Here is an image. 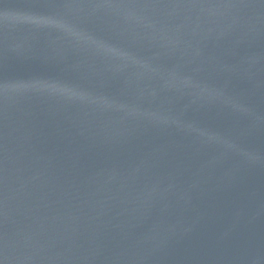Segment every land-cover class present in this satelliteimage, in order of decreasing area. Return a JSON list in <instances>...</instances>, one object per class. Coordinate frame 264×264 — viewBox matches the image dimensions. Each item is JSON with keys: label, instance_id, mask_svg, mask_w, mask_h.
<instances>
[{"label": "water", "instance_id": "1", "mask_svg": "<svg viewBox=\"0 0 264 264\" xmlns=\"http://www.w3.org/2000/svg\"><path fill=\"white\" fill-rule=\"evenodd\" d=\"M0 264H264V0H0Z\"/></svg>", "mask_w": 264, "mask_h": 264}]
</instances>
